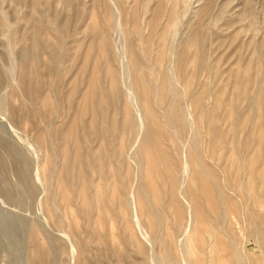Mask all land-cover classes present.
Here are the masks:
<instances>
[{"label": "rangeland", "instance_id": "374dc122", "mask_svg": "<svg viewBox=\"0 0 264 264\" xmlns=\"http://www.w3.org/2000/svg\"><path fill=\"white\" fill-rule=\"evenodd\" d=\"M31 1L32 0H0V19L6 22L5 26L0 25V66L1 68L6 69L9 74V81L0 83V155H2V158H0V264H29L30 255L33 251V244L30 241V235L32 233H35L37 237V246L35 248L34 258H36V256L37 258L41 257L39 253L41 248L46 256L45 261L47 264H78L79 260L77 259L76 254L79 246L81 245L79 241L82 240L85 250L84 258L86 259V261L84 259V264H126L128 262H134L135 260L141 261L143 258L141 250L144 248V244L138 235V231L136 230L134 223H129L128 212L125 208H123L124 211H121V213L114 216L118 218V222H116V224L112 219L113 215L105 212L106 215H103V220L99 223H103L104 225H102L104 227L97 224L95 226L96 228L94 226L93 228L92 225L88 226L86 220L83 222L85 218L81 216V214H77L74 209L68 210L69 215L72 216L71 218L74 217L71 220V224L73 225H71V227H69L68 224H66L67 226H63L61 228L54 227L50 222L45 221V215L44 213L42 214V201L45 197L43 195L46 194L43 176L49 170L51 171L53 169L56 173L55 178L53 177L50 180L51 184L55 185L56 183V192L59 189L58 192L60 191V195L63 196L64 192H68V196H70V191L66 190L68 186L65 177L67 176L65 174V164H67L69 157L72 156L74 152L73 148L76 146L74 145L75 143L73 139L76 137L73 136L75 133L72 128L75 127L76 134H84L87 133L88 130L93 132L97 128V126L92 122L94 99L90 95L86 97V94L89 93L86 89L88 90L89 86L92 84V73L96 70L99 71V76L101 78V80L97 81V84L102 85L105 90L104 91L102 89V98L104 99L105 104L103 108L105 112L103 111L102 119L105 121L107 128V124L111 122H114L115 127L118 128V132L116 131L114 140H116L115 143L117 146V152L121 157L120 161L118 158V162L122 163V165L120 168V178L116 183L115 193L112 195L114 198L118 197L120 199L121 195L125 192V185L128 182L130 175H135V179H137L135 181V201L138 211L135 216L142 224H144L147 220L152 221L153 224L148 228L151 240L150 246L148 245V247H152L151 251L152 253L154 252L153 254L156 258L160 259L166 253L170 258L174 257L180 259L179 243L178 241L176 243L177 235L175 234L180 232L179 228H184L180 225L181 217L177 213L185 207V203L182 198L179 200V196L176 195L177 191L172 187H169L172 185L171 180L177 177V175H168L170 174L166 169L168 161L170 160L174 163L175 167L173 168H177L180 171L182 170L183 183L180 187L184 186L183 188L185 189L187 187L189 192L198 196H202L203 187L197 179H201V171H199V166L196 165L194 157L189 155V157L184 158L185 155L176 149V145L171 138V129H178V124H174L172 122V118L168 116L167 110L165 111V109H168V107L172 105L169 93L167 92L170 77L166 72L170 66L173 67V64L177 66V63L175 62L176 59L174 60L173 56L174 53L171 51L172 48L177 47L179 60L183 59L182 56H185L183 61L185 64L181 67L183 69L181 71L183 72L176 69L177 67L175 66V71L173 73V78L177 81L179 80L176 83L177 89L175 87V90L177 91L176 97L179 98V106H176L175 109L178 118L182 116L180 101L182 105L184 103L183 100H186L185 102H188V111L190 114H192L195 119L197 117V120L199 119V115L194 107L195 105L192 104L191 92L194 91L195 94L198 95V87L200 90V88L204 87L206 82L210 83V94L214 97L213 99L207 95L205 96V104L208 110L206 115L202 118L207 127L210 128V126H212L211 113L209 112L211 110V104L213 105L216 103L215 99H221L220 102L223 103H221V105L223 107L225 106V108L221 106L222 109L220 108L219 110L220 112L218 114L220 122L217 124V129L221 136L222 146L215 147L211 145V136L209 134L210 129L207 131L208 134H206V142H208L206 143L207 154L210 158L213 157L211 165L208 166V168L216 171L215 167H217L219 171L217 170V172H215L217 173L216 175L218 176L219 173H222L226 179L228 178L230 183L229 186L232 188L235 187V183L239 178L244 177L247 178L246 180H251L257 175H259V178L262 177L264 175V157H262L264 156V132L260 133V128L264 126V117H262V109L254 108V102L252 101L253 97L251 96H255V91L260 86V80H264V0H37L35 15L37 14L36 17L41 22V25L46 24L44 27L42 26V28H44V30L42 29V39L47 36L45 35L46 30L47 32L48 30L51 31L57 39L59 37H65V50L61 49L57 54V57H60V59L65 63V66L72 65V71L68 74L69 76L67 75V77H64L63 80L53 83L52 86L46 85L47 79L43 80L40 90L41 101H39L38 106H35V109L37 112L42 113L45 116L43 117L44 120L37 116L35 112L33 113L32 108H30L31 102L27 101L26 105L29 104L30 106L28 105V107L31 110L27 107L25 109L24 107L25 114H29L33 119L29 117V121H24V123L14 125L10 121L7 109L10 104H14L17 108H20L24 100L21 94L16 96V91L15 96H13L11 89L18 87L21 67L23 62L26 60L25 51L31 44L28 38L29 24L27 23L28 17L34 10L33 1ZM209 6V14L202 16L203 10ZM174 11L177 13L181 12V15L178 22L176 21V23L172 24L174 22V17L177 14ZM117 17L118 19H116ZM114 22H117L119 25L121 24L123 37L125 39L124 47L126 45L128 51L127 54L131 57L132 62H137V65L133 64V68L134 66H137L143 70L140 74L141 82L147 84L146 82L148 81L151 87H154L153 90H156V96L153 95L151 97H146L143 93L136 89V98L137 101H139L137 109L139 111L146 114L149 105L152 104V106L156 108L154 110V114H150L149 116L146 114L147 122H150L149 124L153 128V134H156L155 139L160 142L156 146L159 151L156 159L151 157L149 149L142 145V143L139 144V147L143 153L140 155L137 154L136 147L128 154L129 145L132 147L136 140V138L132 140L136 124L133 116L129 112V105L126 102L128 94L127 97L126 95L124 96V94H126L125 91L120 94H115L116 81L115 79H112L114 78V69L116 71L115 75L118 74L116 75L118 79L120 74L117 70L118 65L114 60L115 52L112 45V39L116 35L112 27ZM116 37L119 41L121 40L119 32H117ZM194 37H198L200 39L197 46H195V44H189V40ZM57 39L50 38L49 42L56 43ZM188 45L193 46L188 47ZM119 49L122 50V43L120 44ZM205 53L208 54V57H210L209 60L211 65L209 64V66L212 68L211 70L215 71L214 76L210 78L207 72L206 75L199 76L198 78L197 75L196 77H193V73L196 72V64L194 61L197 56ZM51 56L49 57V55H46L43 57V60L48 62L50 58H53ZM98 56L102 58L100 66L96 61ZM59 57L57 59H59ZM69 58L71 59L68 62ZM161 59H163V61H161ZM169 61L172 62L169 63ZM109 62H113L112 65ZM66 63H68V65H66ZM248 67L250 68L247 70ZM85 68L87 70H85ZM84 70L88 72L86 75L84 74ZM67 71L68 70L65 69V72ZM247 71H249L248 76H246ZM72 73L74 75H72ZM84 75L86 78H82ZM236 75L243 76V84H241L242 91H250L249 95H251L250 98L252 99L251 102L250 100L249 102L247 100L241 102L240 107L242 111H244L242 116L244 124L239 131L234 134L231 126L232 118L229 107L235 98L233 91L235 90L234 85H236L234 77ZM179 76H181V79ZM66 79L67 81H65ZM56 89L57 92L55 91ZM79 90L83 91V93H87H80ZM106 91H108L109 94ZM53 93L56 94L54 95ZM137 94L144 97H139L141 98L139 99V95ZM82 95L86 98L84 99ZM108 101L110 103H106ZM150 101L152 102L151 104ZM154 105L157 106L155 107ZM71 106L74 110L69 112L68 107ZM163 109L164 111H162ZM57 110L61 113L59 119V113H57ZM157 110H160L159 112L163 113L160 114ZM193 111L195 113H193ZM162 114L167 115L164 117ZM68 115L69 118L66 120ZM106 118L108 119L106 120ZM149 118H151V120ZM5 120L9 123V125L6 124ZM52 120L55 125L52 123ZM48 126H52L50 131L46 129ZM165 126L168 128L166 129ZM250 126L252 128L254 127V129H252L253 144L251 143L250 146L245 145L243 147L242 145L245 144L244 142L247 139L249 131L248 128ZM47 131L49 135L47 134L46 136ZM41 133L45 134L44 136L46 139L53 140L54 149L57 150L55 151L53 149L56 154L55 158L58 159L59 157V161L55 159L57 166L51 167V165L48 164L51 157L42 146V142L40 141ZM222 138H224L223 140L225 142ZM69 142L71 144H69ZM84 143L86 144V142ZM84 143L80 144L83 146L82 148H84V146L86 148L87 146ZM255 143L256 145H254ZM101 144L102 141L98 140L93 144L92 148L97 150ZM4 145H8L10 147L12 154H17L16 160L11 158L6 159L3 157V155L5 156ZM238 149L245 150L246 153L244 158L237 153ZM214 150L215 154L213 153ZM106 155H109L108 151H106ZM141 156H143L142 159L145 161V164L143 165L145 170L139 165ZM184 161H186V163ZM105 162L107 168L112 167L109 160L106 159ZM12 165L15 166L16 169L13 168ZM7 166L9 167V170H11L9 171L8 177L5 175ZM161 171L162 174H160V177L159 173ZM135 172L137 174H135ZM143 172L146 175H143ZM216 175L214 178H216V182H218V177ZM27 176L37 185L39 191L38 195L32 196L30 194V188L25 180V177ZM56 179H60L58 181L59 183H57ZM111 181L115 184V180L111 179ZM142 183L145 184V190L149 195L151 202H157L156 204L161 211V219L163 220L162 226L154 225V221L151 220V217L147 218V216H143L141 213L142 198L138 193V186ZM59 186L66 191L62 193ZM190 186H192L193 189L192 187L190 188ZM210 190L213 192L212 189ZM59 193L57 195L58 197L55 205L57 207L63 206V209L65 205L62 203V196H60ZM226 195L228 194L224 195V199L226 202L230 201V203L227 204V210L229 213L231 212V217L233 216L231 220L225 224L219 223L217 216H213V218L209 217L211 214L214 215L209 212L204 213V218L207 220V226H202L197 222L192 224L190 235L195 237V244L193 248L196 251V254L200 259L204 258L206 260V255L203 256L205 253L202 251H204V248L207 245L212 243V241L207 237L206 228L211 223L213 225V222L215 223L214 225H216L217 222L215 227H217L219 240L224 248L222 253H219L220 259H226L225 261L227 264H236L233 258L235 252L237 250H246L249 253L248 261L250 264H264L263 248L257 247L256 244L254 245V243L248 242L250 241L249 239L251 234L255 232L258 222L264 219V198H261V202H263L261 205V203H257V199L254 194H251L248 198H244V196H241L239 193V196L234 198L233 196L230 198V195H228V197ZM176 199H178V202H182H176L178 203L176 205ZM206 200L207 198H204L203 202L208 201ZM169 203L171 205H169ZM230 204H234L235 206ZM179 205L181 206L179 207ZM246 214L247 216H245ZM107 215L112 216L108 217ZM111 220L113 223L110 222ZM124 221L128 223L125 224ZM110 223L112 226L114 224V226H110ZM82 226L84 230L83 228H80ZM37 227H40V230H36L38 229ZM247 228H249V231ZM82 231L88 232L86 235H82ZM89 231H93L92 233L94 234L92 235L94 237L91 233H89ZM110 234H112L111 236H113V238L109 236ZM200 234H203L204 236ZM76 235L78 237H76ZM103 235L105 238H103ZM160 238L162 239L161 242ZM132 242L135 246L130 244ZM195 248H197L198 251ZM190 259L192 264H198V258L196 259L195 255ZM201 264L205 263L201 262Z\"/></svg>", "mask_w": 264, "mask_h": 264}, {"label": "bare ground", "instance_id": "6f19581e", "mask_svg": "<svg viewBox=\"0 0 264 264\" xmlns=\"http://www.w3.org/2000/svg\"><path fill=\"white\" fill-rule=\"evenodd\" d=\"M32 1H33L34 10H33L32 14L28 17V20H27V23L29 24V28H28V38H29L31 44H30V46L25 51L26 60L23 62V65L21 67L20 80H19L18 87L11 89V93H12L13 96H15V91H16V96L19 95V94H21L23 96L24 100H23L22 105H21L20 108H17L14 104H10V105H8V109H7L8 115H9V118H10V121L14 125H17L18 123H24V121H29L30 115L29 114H27V115L25 114L24 107H25V109H26V107L28 109L32 108L33 113L35 112V114L37 116H39L41 119H43V117H45V116L42 113L37 112V110L35 109V106H38L39 105V101H41V98H40L41 97L40 96V93L41 92H40V90H41V87H42V84H43V80L44 79H47L46 85H49V86L51 85L52 86L53 83H57V82L63 80L64 77H67V75L70 74L71 71H72V68H71L72 65L71 66H65V63L60 59L59 56H58L59 59H57L58 58L57 57V54L59 53V51L61 49H64V47H65V44H66L65 37H59L57 39V37L51 31L48 30V32H47V30H46L45 35H47V36H46V38L42 39L43 30H44V28H42V26L44 27L46 24L45 25H41V22L36 17L37 14L35 15V12H36V9H37V0H32ZM63 1H66V0H63ZM208 9H210V6L208 8H206V9L203 10V15L202 16H205L206 14H209V12H208L209 10ZM175 13H177V12H175ZM180 15H181V12L180 13H177L175 15L174 22L172 24L176 23V21L178 22V20L180 18ZM116 19H118V17ZM0 25L1 26H5L6 25V22L4 20H1L0 19ZM112 27H113V31L116 34L113 37V39H112V45L114 47L113 50L115 52L114 53L115 54L114 60H115V62L118 65L117 66V70H118V73L120 74L119 75V79H118V77H116V75H118V74L115 75V72L116 71L114 69V71H113L114 72V74H113V77L114 78H112V79L113 80L115 79V81H116V85H115V90L116 91H115V94L116 93H119L120 94V93H122L124 91L126 92V94H124V96L126 95V97H127V94H128V97H127L126 102L129 105V112L133 116V119H134L135 124H136V129H135V132H134V136H132L133 137L132 140H134L135 138H136V140H135V143L133 144L132 147L129 145V147H128V154L131 152V150L135 149L136 147H137V151H136L137 154L140 155L141 153H143V151L140 150V147H139V144L142 143V145H144L145 147H147L149 149L150 154H151V157L153 159H156L158 157V154H159V151L157 150L156 146L160 142H158L155 139V135L156 134L155 135L153 134V128H152V126L149 124L150 122L149 123L147 122V116H149L150 114H154V110L156 108H154L152 106L153 104L152 105H149V108L146 111L147 112L146 113L147 116H146V114L144 112L139 111L137 109V105H138V102L139 101H137V98H136V89L139 90L141 93H143V95H145L146 97L147 96L148 97H151L153 95L156 96V92H155L156 90L155 91L153 90L154 87L152 88L151 85L148 83V81L146 82L147 84L141 82L140 74H141V72L143 70H141L137 66L136 67L134 66V68H133V64L134 65H137V62L136 61H133L132 62L131 57L128 56V54H127L128 51H127L126 45L124 47V41H125V39L123 37V31H122L121 24L119 25V24H117V22H114V24H112ZM46 28H48V27H46ZM117 32L120 33V37H121V40L120 41L116 37L117 36ZM171 32H172V30H171ZM50 38L57 39V42L56 43L49 42ZM199 41H200V39L198 37H194V38H191L189 40V44H195V46H197V43ZM121 43H122V50L119 49ZM207 45H208V43H207ZM192 46L193 45H188V47H192ZM257 50H258V48H257ZM110 51H109V53H110ZM171 52L174 53L173 56H174V60L176 59L175 62L177 63V66L173 64L174 69H173V67L170 66L168 68L167 72H166V73L169 74L168 76L170 77V83L168 82L169 87H167L168 88V91L167 92L169 93V97H170V99L172 101V105H170L168 107V109H165V111L167 110V114H168V116H170L172 118V122L174 124L175 123L178 124V129L177 130L176 129H171V138H172L174 144L176 145V149L179 152H181L182 154L185 155L184 158L189 157V155L194 157V161H195L196 165L199 166V169H200L199 171H201V175L199 174L201 176L200 177L201 179H199L197 177L196 178L199 180L200 185L203 187V194H202V196H200V195L198 196V195H196L194 193L189 192V190H187V187H186V189L183 188L184 186H181L180 187V185H182V183H183L182 182V180H183L182 179V170L180 171L177 168H173V167H175L174 166V163L172 161H170V160L168 161V163L166 165V169L170 173L168 175L169 176H171V174L173 176L174 175H177V177H175V178H173V180H171L172 181V183H171L172 185L169 186V187H172L174 190H176L177 191L176 192L177 193L176 195L179 196V200H180V198H182L183 202L185 203V207L183 209L180 208L181 210L179 211V213H177L181 217L180 218V222H181L180 225H181V227H184L183 228L184 230L179 228L180 232H178V233L175 234V235H177L176 243H177V241L179 243V249H180V256L179 257H180V259H177V258H174V257L170 258L169 255H167L166 253L165 254L163 253L164 255L160 259L159 258H156L154 256V254H153L154 252L152 253V251H151V248L152 247H148V245L150 246V243H151L150 235H149V232H148V228L151 227L153 224H152V221H150V220H147V221L145 220L146 222L144 224H142V223L139 222L138 218H136V216H135L136 213L138 212L137 211V208H136L137 207L136 201H135V198H136L135 197V181L137 180V179H135L136 178L135 175H130L129 180L127 179L128 182L125 185V192L121 195L120 199L118 197L117 198H114L113 197V195L115 193V190H116V183L119 181V178H120V168H121V165H122V163H119L118 162V158H119V161H120L121 160V157L119 156V153L117 152V146H116V143H115L116 140H114L115 139V135H116V131H117L118 128L115 127V123L114 122H111V123L107 124L108 125V128H107L106 125H105V121L102 119V114H103V111H104L103 108H104V105L105 104H104V99L102 98L103 97V92H102L103 87H102V85H98L97 84V81L101 80V78L99 76V71L98 70H96V71L93 70L94 72L92 73V80H91L92 81V84L89 86V89L88 90L86 89V91H88L89 93L85 92V93H87L86 94V97H88L90 95L94 99L93 100L94 105H93V109H92V111H93V113H92L93 114V120H92V122H93V124H95L97 126V128L93 132L91 130H90L91 131L90 132L86 128L88 130L87 133H84V134H82V133L81 134H76L75 127H73L71 125L73 127L72 130L75 133L73 136L76 137V138H73L72 137L74 139V143H75L74 145H76V146H74V148H73L74 149V152H73L72 156L69 157L67 164H65L66 165L65 166L66 167V173L65 174L67 176L64 175L66 177L67 186L69 187V188L67 187L66 190L67 191H70V196H68V192L65 193L64 191H66V190L62 189V187L60 188V186H59V188L61 189V192L62 193L64 192L63 193L64 195L63 196L60 195V193H59L60 191L58 192L59 189L56 192V190H55L56 183H55V185H53V184L50 183V180L53 177L55 178V174L56 173H55V170H53V169L51 171L49 170L43 176V178H44V184H45V188H46V192H45L46 194L43 195L45 197L43 198V201H42V209L44 210V212L42 210V214L44 213V215H45L44 216V219L46 218L45 221L50 222L54 227L61 228L63 226L64 227L67 226L66 224H68V226L71 227V225H72L71 224V220L74 217L71 218L72 216L69 215L68 210L74 209L75 212H77V214L79 213V215L81 214V216H83L85 218L83 220V222H85V220H86V222L88 223L87 224L88 226L92 225V227L93 226L95 227L97 224H99L101 222V220H103L102 218H103V215L105 214V212L111 213L113 215V216L112 215H110V216H112V219H113L114 223L116 224V222H118V218L117 217H114V216L116 214H118V213H121V211H124L123 208H125V210H127V212H128L129 223H131V222L134 223L135 228L138 231V235H139V237L141 238V240H142V242L144 244V248L141 250V255L143 256L142 260L141 261L135 260L134 262H128L126 264H192L190 258L192 256H194V255L196 256V259L198 258V264H201V262H203L205 264H227L226 261H225L226 259L223 260L222 258L221 259L219 258V256H220L219 253H222V251L224 250V248L222 246V243L219 240V235H218L217 227H215L217 225V222L215 221L216 222V225H214L215 224L214 222H213V225H212V223L209 224V226H208L209 229H208V227L206 228L207 237H208V239H210L212 241V243H210L209 245H207L204 248V251H202L205 254L203 255L202 253H200L203 256L206 255V260L204 258L203 259H200L198 257V255L196 254V251L193 248V246L195 244L194 243L195 242V240H194L195 237H193V235H190V232H191L190 229L192 228L191 226H192L193 223H196V222L198 224L202 225V226L203 225L207 226L206 225L207 220L204 218V213H209V212H211V213L214 214V215H212L210 213L211 215H209V217L210 218H213V216H217L218 217V220H219V223L225 224L226 222H228L229 220H231V218L233 216L231 217V215H230L231 212L229 213V211L227 210V204H229L230 201L229 202H226V200L224 199V195L225 194L230 195L231 196L230 198H232V196H233V198L236 197V196L238 197L239 196L238 193L241 194V196H244V198L245 197L248 198L251 194H254L255 197H256V199H257L256 200L257 203H261V205H262L263 202H264V201L261 202L262 201L261 198H264V175L262 177H260V178H259V175H257L256 177H253L251 180H246L247 178H244V177L243 178H239L236 181V183H235V187L232 188V187L229 186L230 183H229L228 178L226 179V177L222 173H219L218 176L216 175L217 173H215V172H217V170L219 171V169L217 167H215L216 168V171L214 169L212 170V169L208 168V166L211 165L212 158H213V157L210 158V156H208L207 149H206L207 148L206 143H208V142H206V134H208L207 131H209V129H210L209 134L211 136V140H210L211 145H213L215 147L222 146L221 136H220V133H219V131L217 129L218 128V125L217 124L220 122V118H219V114L218 113L220 112L219 111L220 108L222 109V107H223L221 105L222 102H220L221 99H215L216 103H214L213 105L211 104V110H210V112L209 111L208 112L211 113V119H212V124L211 125L212 126H210V128L207 127V125L204 123L203 118H202L203 116L206 115L207 110H208L207 109V106L205 104V96L207 95L210 98L212 97L213 99H214V97L212 96V94H210V83H207L206 82L204 84V87L200 88V90H199V87H198V93H197L198 95H196L194 91L191 92V100L193 102L192 104L195 105V106L194 105L193 106L195 107V110H196V112L199 115V119L197 120L198 117L195 119L193 117V115L190 114V112L188 111V102H185L186 100H183L184 103L182 102L183 103L182 105H181V101H180V108L182 109V116L180 118H178V115L176 114L175 109H176V106H179L178 105V103H179L178 99L179 98L176 97L177 96V91L175 90V87L177 89L176 83L179 80L177 81L175 78H173V73L175 71V66L177 67L176 69H178L179 71L183 70L181 67H183L184 66L183 64H185V62H183L185 56H182L183 59H180L179 60V57L177 55V47L172 48V51ZM46 55L47 56L49 55V57L52 55L51 57H53V58H50L49 61L47 62V61L43 60V57L46 56ZM100 56H102V55H100ZM100 56H98L97 59H96L97 64H99V66H100V63L102 61V58H100ZM113 57H114V55H113ZM65 59H66V57H65ZM70 59L71 58L68 59V62H69ZM165 59H166V57H165ZM209 59H210V57H208V54H206V53L196 57V60L194 61V63L196 64V72L193 71L196 74L193 73V77H196V75H197V78H198L199 76L206 75L207 72H208V76L210 78L214 76L215 71L211 70L212 68H210V66H209V64H210V60ZM71 61H73V60H71ZM74 61H75V59H74ZM108 61H109V59H108ZM161 61H163V59H161ZM171 62L169 61V63H171ZM112 63H110V64L112 65ZM66 65H68V63H66ZM87 65H88V63H87ZM167 65H169V64H167ZM86 68H85V70H87ZM249 68L250 67H248L247 70ZM65 69H67L68 71L65 72ZM99 70H100V67H99ZM76 72H78V71H76ZM91 72H92V70H91ZM181 72H183V71H181ZM82 73H84V72H82ZM86 73H88V72L85 71L84 74L86 75ZM72 75H74V74L72 73ZM85 75L82 78H86ZM248 75H249V71L246 72V76H248ZM102 76L104 77L103 74H102ZM105 77H106V75H105ZM179 77L181 79V76H179ZM179 77H178V79H179ZM234 77H235V80H236V85H234L235 86V90L233 91L235 98H234V101H232V104L230 105L229 108L231 110V118H232L231 119V126H232V131L234 132V134H236L239 131V129L244 124L243 117H242L243 114H244V111H242V109L240 107V104H241V102H243L245 100H247L248 102L250 100V102H251V99L252 98H250L251 95H249L250 94L249 93L250 91L249 92H243L242 91L241 84H243V81H242L243 76L236 75ZM8 81H9V74H8L7 70L4 69V68H1V66H0V83H2V82L4 83V82H8ZM65 81H67V79ZM91 81H89V82H91ZM260 81H259L260 82V86L255 91V94H254L255 96H251V97H253L252 101L254 102V108L262 109V111H263L262 117H264V85H263L264 84V80L262 79ZM98 83H100V82H98ZM76 84H77V82H76ZM68 86H69V84H68ZM70 86H71V84H70ZM77 86H78V84H77ZM48 90H50V89H48ZM55 91L57 92V89ZM51 92H53V91H51ZM79 92L80 93H83V91H81V90H79ZM106 92L108 93V91H106ZM106 92H104V93H106ZM85 93H83V94H85ZM178 94H179V92H178ZM73 95H75V94H73ZM137 95H139L138 98L139 97H142V96H140V94H137ZM45 96H43V97H45ZM82 97H84V96L82 95ZM86 97H84V99ZM69 98H70V96H69ZM139 99H141V98H139ZM184 99H186V98H184ZM188 99H189V97H188ZM232 99H233V97H232ZM27 101L31 102V106L28 104L30 106V108L28 107V105H26V102ZM50 102H51V100H50ZM69 102H71V101H69ZM106 103H110V102L108 101ZM151 103L152 102L150 101V104ZM56 104H57V102H56ZM50 106H52V105H50ZM68 108H69V112H71L72 110H74L72 108V106L71 107H68ZM191 108H193V107H191ZM223 108H225V106ZM226 108H227V106H226ZM130 109H133V110H130ZM58 110H57V113L60 112V110H59V112H58ZM162 111H164V109ZM67 112H68V110H67ZM161 113H163V112H161ZM193 113H195V112L193 111ZM221 113H223V112H221ZM55 114H56V112H55ZM167 114H165V115H167ZM60 115H61V113H59L58 119L60 118ZM69 115L66 117L67 118L66 120H68ZM162 115H164V114H162ZM165 115H164V117H165ZM207 115H209V114H207ZM164 117H162V118H164ZM30 118H32V117H30ZM107 119L108 118H106V120ZM149 119L151 120V118H149ZM47 120H48V118H47ZM55 121H56V119H55ZM74 121H75V119H74ZM5 122H6V120H5ZM5 122H4V125H5ZM52 123H53V120H52ZM6 124L9 125V123H7V122H6ZM73 125H77V124H73ZM9 127H7V128H9ZM51 127L52 126H48V127H46V129L48 131H50L51 130ZM89 127H92V126H89ZM165 128H166V126H165ZM255 128H256V126H255ZM248 129H249L248 136H247L246 141L244 142L245 144L242 145L243 147L245 145L246 146L247 145L250 146L251 143L253 144L252 129H254V127L252 128L250 126ZM260 129H261L260 130V133L261 132H264V126H262V128H260ZM58 130H59V128H58ZM61 130H63V129H61ZM6 131H7V129H6ZM14 131H16V130H14ZM48 131L46 133V136L48 134ZM59 132H60V130H59ZM15 133H18V132H15ZM42 133L40 135V141L42 142V146L46 149V152L49 153L50 154V157H51V160H50V162H48V164H50L51 167L57 166L56 165V161H55L56 154L53 151V149H54L53 140L52 139H46L45 136H44L45 134H42ZM50 133H52V132H50ZM55 137H56V135H55ZM223 139L224 138H222V140ZM57 140H58V136H57ZM98 140H101L102 141V144H101V146L97 150H95V149L92 148V146ZM259 141H261V140H259ZM84 142H86V144ZM263 142H261V143H263ZM83 143L85 145H87L86 148H85V146H84V148H82L83 146L80 145V144H83ZM69 144H71V143L69 142ZM254 145H256V143ZM70 146H72V145H70ZM262 146H263V144H262ZM55 151H57V150H55ZM106 151H108L109 155H106ZM27 153H29V152H27ZM213 153L215 154V150L213 151ZM237 153L242 158H244L246 152H245L244 149H238L237 150ZM4 154H5V156L3 155V157H5L6 159H10V158L13 159V160H16L17 159V154H12L11 153V150H10V147L8 145H4ZM69 155H71V154H69ZM259 156H261V155H259ZM241 157H239V158H241ZM262 157H264V156H262ZM262 157H261V159H262ZM0 158H2V155H0ZM142 158H143V156H141V161H140V164L139 165L141 166V168L143 167V169H144V166L143 165L145 164V161ZM106 159L109 160V162H110V164L112 166L111 168H107L106 167V162H105ZM56 160L59 161V157ZM58 161H57V163H58ZM184 162L186 163V161H184ZM192 164H193V162H192ZM193 166H192V168H193ZM13 168H15V166H13ZM125 168H126V166H125ZM127 170H128V167H127ZM9 171H11V170H9V167L7 166V168L5 170V175L7 177H8ZM125 171H126V169H125ZM212 171L214 172V174H213ZM122 173H124V172H122ZM132 174H134V173H132ZM135 174H137V173L135 172ZM160 174H162V171L159 173V175ZM143 175H146V174L144 173ZM215 175L218 177V182H216L217 180H216V178H214ZM191 176H192V174H191ZM160 177H161V175H160ZM192 178H194V177H192ZM111 179L112 180H115V184L113 183V181H111ZM25 180H26V182H27V184H28V186L30 188V191H31L30 194L32 196L38 195L39 191H38V187L35 184V182L31 178H29L28 176L25 177ZM59 180H57V183H59L58 182ZM231 184H233V183H231ZM61 185H62V183H61ZM64 186H65V184H64ZM191 187L192 186H190V188ZM192 189H193V187H192ZM210 189H212L213 192ZM58 193H59L60 196H62V201H63L62 203H63V205H65V207L63 209H62L63 206L62 207L61 206L60 207L59 206L57 207L55 205V203L57 201V197H58L57 195H58ZM138 193H139V195L142 198V205H141L142 206V209H141L142 215L143 216H147V218L148 217H151V220L154 221V225L162 226V221L163 220L161 219V213H160L161 211L159 210V207L156 204L157 202L156 203H152L151 200L149 199L150 197H149V195L147 194V192L145 190V184L142 183V184H140L138 186ZM228 195H226V196L228 197ZM204 198H207L208 201L206 200L207 202H203ZM247 201H248V199H247ZM176 202H178V199L175 200V203ZM180 202H182V201H180ZM180 202H178V203H180ZM178 203H176V205ZM169 205H171V204L169 203ZM182 205H183V203H182ZM230 205L233 206L234 204H230ZM180 206L181 205H179V207ZM258 206H259V204H258ZM139 207H140V205H139ZM79 215H77V216H79ZM110 216H108V217H110ZM245 216H247V214ZM130 219H131V221H130ZM237 219H235V220H237ZM110 222H112V220ZM124 222H125V224L128 223L126 221H124ZM102 224H99V225L103 226L104 224L103 225ZM105 226H107V225H105ZM110 226H112V224ZM113 226H114V224H113ZM37 228L38 229H36V230H40L39 229L40 227H37ZM80 228H83V226L80 227ZM247 229L249 231V228H247ZM83 230H84V228H83ZM237 230H238V228H237ZM90 231H89V233H91V235L94 234V233H92L93 231L92 232H90ZM99 231H101V230H99ZM87 232L82 231V235L83 234L86 235ZM226 233H229V232H226ZM76 234H78V233H76ZM95 235H97V234H95ZM107 235H108V233H107ZM111 235L112 234H110L109 236H111ZM200 235H203V234H200ZM76 237H78V236L76 235ZM88 237H87V239H88ZM111 237L113 238V236H111ZM103 238H105V236ZM161 240L162 239L160 238V242H161ZM249 240L250 241H248V242L254 243V245L256 244L257 247H262L263 248L262 251H264V219L261 220L260 222H258L257 227L255 228V232L253 234H251V237H250ZM30 241L33 244V251L31 252V255H30V259H29L30 262H29V264H47L46 261H45V257L46 256H45V254H44V252H43V250L41 248H40V252H39L41 257L37 258V256H36V258H34V254H35V250H36L35 248L37 246V244H36L37 237H36V234L35 233H32L30 235ZM205 241H207V240H205ZM79 242H80L81 245L79 246V249L77 251L76 256H77V259L79 260V263L80 264H84V259H85L84 258V251L85 250H84V246H83V240L82 241H79ZM115 242H116V240H115ZM130 244H133V242L130 243ZM133 245L135 246V244H133ZM137 246H138V244H137ZM175 247H176V245H175ZM195 249L197 250V248H195ZM175 250H177V249H175ZM163 252H164V250H163ZM248 254L249 253L246 250H240V251L237 250L235 252V254L233 255V258L235 260V263L236 264H250L249 261H248ZM85 256H87V255H85ZM263 256H264V254H263ZM85 261H86V259H85ZM120 264H123V263H120Z\"/></svg>", "mask_w": 264, "mask_h": 264}]
</instances>
